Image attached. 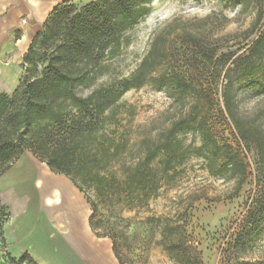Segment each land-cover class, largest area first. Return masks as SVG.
Masks as SVG:
<instances>
[{
	"label": "rangeland",
	"instance_id": "374dc122",
	"mask_svg": "<svg viewBox=\"0 0 264 264\" xmlns=\"http://www.w3.org/2000/svg\"><path fill=\"white\" fill-rule=\"evenodd\" d=\"M90 4H74V10L56 27L57 38L38 45L33 62L23 64L24 75L32 81L44 77L49 65L57 62L60 49L70 45L76 19ZM150 8V15L128 33L129 45L115 58L110 59L105 52L93 72L95 83L90 88H80L79 93L86 96L95 88L117 85L131 77L157 37H163L169 50L168 62L153 76L168 67L187 81L207 85V92L183 97L174 89L159 88L152 81L124 95L120 122L109 130L125 146L104 172L106 177L122 183V189L115 191L111 204L106 206L95 191L85 187L90 199L98 203L95 228L116 243L123 264H177L160 245L163 225L177 222L185 226L186 245L197 251L202 264L237 261L264 264V229L246 252L234 247L240 224L253 200L258 193H264V84L242 81L236 86L234 115L251 132L248 146L222 100L226 70L259 36L249 39L259 11L264 22V0H150ZM202 48L214 57L213 64H204ZM224 55L231 58L225 69ZM195 107L208 117L219 143L232 145L242 154L248 168L245 184L239 189L235 182L213 176L203 159L190 155L173 176L175 180L164 186L158 197L155 193L149 200L143 196L136 198L126 188L128 177L135 167L144 164L147 148L156 149V142L165 130ZM51 137H56V133ZM182 139L185 148L201 145L198 135L188 134ZM28 155L35 157L25 151L20 159ZM150 167L151 177L161 176L156 160ZM1 220L5 218L0 216V264H32L29 260L20 262L9 252L7 242L2 239Z\"/></svg>",
	"mask_w": 264,
	"mask_h": 264
},
{
	"label": "trees",
	"instance_id": "16d2710c",
	"mask_svg": "<svg viewBox=\"0 0 264 264\" xmlns=\"http://www.w3.org/2000/svg\"><path fill=\"white\" fill-rule=\"evenodd\" d=\"M73 6L63 5L50 15L44 30L35 37L25 55L24 64L33 62L38 45L57 38L56 27L74 10ZM150 12V0H98L91 3L77 17L70 45H64L62 51L60 49L58 63H51L43 78L32 81L24 75L11 98L0 92V178L18 162L25 151L32 152L54 173L68 177L85 194L93 212L91 227L98 237L107 236L100 235L95 228L93 220L98 203L90 199L85 187L95 191L99 201L106 206L111 204L115 191L122 189V183L106 177L104 172L114 159L119 158L125 146L109 130L120 122L124 95L152 81L159 88L174 89L183 97H196L207 92V85L187 81L169 71L168 67L156 77L153 76L165 68L168 62L169 50L163 37H157L131 77L119 81L117 85L95 88L86 96L79 93L80 88H90L95 83L93 72L104 53L107 52L110 59L115 58L123 47L129 45L128 33ZM257 34L259 36L252 46L226 70L222 91L225 111L247 146L251 132L240 125L233 108L238 83L249 81L254 85L264 84L262 11L258 12L252 24L249 39ZM213 58L202 48L201 59L204 64H213ZM222 60L225 69L231 58L224 55ZM54 132L56 137H51ZM188 134L198 135L201 145L194 149H191L192 146L185 148L182 137ZM190 155L203 159L206 169L213 176L235 182L239 189L245 184L248 168L242 154L232 145H221L208 117L195 107L165 130L162 138L156 142V149L147 148L144 164L135 167L125 182L126 188L136 198L143 196L149 200L155 193L158 197L164 186H170L175 180L173 176ZM155 160L160 167V177H151L150 166ZM0 216L5 218L1 220L4 229L9 213L1 204ZM263 229L264 193H258L240 224V234L236 237L234 247L246 252ZM185 232V226L178 222L175 225H163L160 245L177 264H202L197 251L187 247ZM2 239L6 241L4 231ZM113 249L120 264H123L115 242ZM25 260L37 264L27 253L19 258L20 262ZM235 264L254 263L237 261Z\"/></svg>",
	"mask_w": 264,
	"mask_h": 264
},
{
	"label": "crops",
	"instance_id": "0c3cea01",
	"mask_svg": "<svg viewBox=\"0 0 264 264\" xmlns=\"http://www.w3.org/2000/svg\"><path fill=\"white\" fill-rule=\"evenodd\" d=\"M97 1L0 0V92L19 88L24 57L56 9ZM0 204L9 213L3 231L14 257L27 253L37 264H120L112 240L92 229L85 194L36 157H22L0 178Z\"/></svg>",
	"mask_w": 264,
	"mask_h": 264
}]
</instances>
